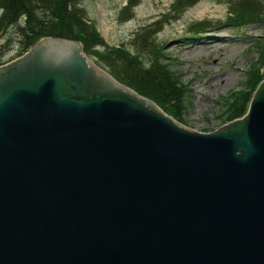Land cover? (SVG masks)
<instances>
[{"label": "water", "instance_id": "obj_1", "mask_svg": "<svg viewBox=\"0 0 264 264\" xmlns=\"http://www.w3.org/2000/svg\"><path fill=\"white\" fill-rule=\"evenodd\" d=\"M182 125L74 40L0 66V264H264V79Z\"/></svg>", "mask_w": 264, "mask_h": 264}, {"label": "rangeland", "instance_id": "obj_2", "mask_svg": "<svg viewBox=\"0 0 264 264\" xmlns=\"http://www.w3.org/2000/svg\"><path fill=\"white\" fill-rule=\"evenodd\" d=\"M137 1L139 5L128 11L123 9L126 0H81L79 5L95 24L106 47L121 46L133 54L137 52L144 62L149 56L147 47L140 43L141 30L151 27L148 25L157 19L164 20L151 36L148 48L151 52L152 41L159 46L158 50L161 48L164 55L161 61L168 64L169 71L175 73L186 92V107L179 109L178 121L199 131L217 130L231 121L229 111L234 107L235 98H242L248 92L252 74L258 72L264 76V62L260 64L258 47L264 26L225 25L227 0H197L176 12L172 8L176 0ZM204 21L208 29L195 35L193 30L197 29L193 24L202 26ZM7 36L11 38L9 44L14 43L2 55L4 60L12 58L18 50L12 28H3L0 44ZM212 84L216 86L211 87Z\"/></svg>", "mask_w": 264, "mask_h": 264}, {"label": "trees", "instance_id": "obj_3", "mask_svg": "<svg viewBox=\"0 0 264 264\" xmlns=\"http://www.w3.org/2000/svg\"><path fill=\"white\" fill-rule=\"evenodd\" d=\"M79 1L81 0H0V31H3V28H12V33L18 41V54L26 51L41 37L77 40L82 44L84 53L92 56L114 79L151 99L166 114L179 120V109L186 107L183 85L176 79L175 73L169 71L168 64L161 61L164 56L160 52L161 48L158 50L159 46L157 48L153 41L152 51L148 48V42L159 30L161 20L148 25L154 26L141 30L143 32L140 35V43L142 47H147L149 56L144 62L137 52L133 54L121 46L106 47L95 24L79 6ZM196 1L176 0L172 6L173 11H182ZM137 3V0H129V5L124 9L129 10ZM227 12L225 25L239 27L252 23L264 26V0H227ZM204 23L202 22V25ZM206 27L195 24L194 28L197 30H193V33L199 35L208 29ZM9 38L7 36L5 43L0 47V57L6 52L4 47L9 43ZM258 47L262 64L264 36L258 42ZM262 78L263 75L258 72L252 74L249 90L242 98H235L234 107L229 111V120L241 117L246 112L251 94Z\"/></svg>", "mask_w": 264, "mask_h": 264}, {"label": "bare ground", "instance_id": "obj_4", "mask_svg": "<svg viewBox=\"0 0 264 264\" xmlns=\"http://www.w3.org/2000/svg\"><path fill=\"white\" fill-rule=\"evenodd\" d=\"M214 86H216V85H213V84L211 85V87H214Z\"/></svg>", "mask_w": 264, "mask_h": 264}]
</instances>
